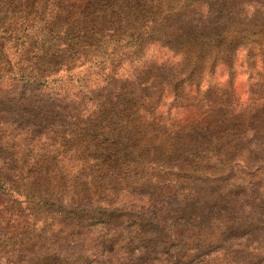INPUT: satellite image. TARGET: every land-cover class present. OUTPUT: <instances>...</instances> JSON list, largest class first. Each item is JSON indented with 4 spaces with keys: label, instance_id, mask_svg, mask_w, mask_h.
Instances as JSON below:
<instances>
[{
    "label": "rangeland",
    "instance_id": "374dc122",
    "mask_svg": "<svg viewBox=\"0 0 264 264\" xmlns=\"http://www.w3.org/2000/svg\"><path fill=\"white\" fill-rule=\"evenodd\" d=\"M0 264H264V0H0Z\"/></svg>",
    "mask_w": 264,
    "mask_h": 264
}]
</instances>
